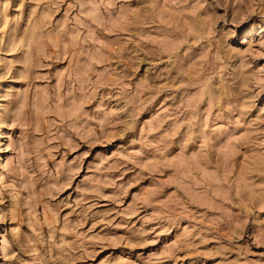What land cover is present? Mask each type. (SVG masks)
Wrapping results in <instances>:
<instances>
[{
    "label": "rangeland",
    "instance_id": "1",
    "mask_svg": "<svg viewBox=\"0 0 264 264\" xmlns=\"http://www.w3.org/2000/svg\"><path fill=\"white\" fill-rule=\"evenodd\" d=\"M0 264H264V0H0Z\"/></svg>",
    "mask_w": 264,
    "mask_h": 264
}]
</instances>
